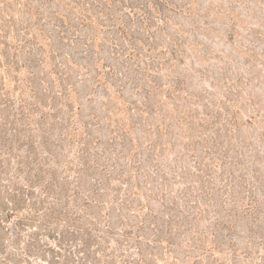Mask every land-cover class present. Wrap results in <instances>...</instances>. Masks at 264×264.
<instances>
[{
	"label": "rangeland",
	"instance_id": "rangeland-1",
	"mask_svg": "<svg viewBox=\"0 0 264 264\" xmlns=\"http://www.w3.org/2000/svg\"><path fill=\"white\" fill-rule=\"evenodd\" d=\"M4 22L0 264L60 240L70 264H264V0H0Z\"/></svg>",
	"mask_w": 264,
	"mask_h": 264
},
{
	"label": "trees",
	"instance_id": "trees-1",
	"mask_svg": "<svg viewBox=\"0 0 264 264\" xmlns=\"http://www.w3.org/2000/svg\"><path fill=\"white\" fill-rule=\"evenodd\" d=\"M11 20H12V18H11ZM0 25H2V27H4L6 24L4 22L3 24H0ZM1 29H3V28H1ZM1 31H3V30H1ZM4 36L7 37L9 40L12 39V38L10 39L9 32L4 31ZM2 90H3V88H0V100H1L0 104H2V105H0V109H2L4 106H12L14 104V100H12L13 97L10 95V93L3 94L2 93ZM21 101L24 102V104H21L20 105V109H21L20 114L25 115V112L27 110V107H28L27 105L28 104L25 103V99L24 100H21ZM8 116L9 117H7V119L10 122L13 121V120H10V118L12 116L11 115H8ZM21 117H23V116H21ZM233 178L231 179V176L228 178V180H229V182L231 184H233ZM47 189H48V192L47 193H42L39 197H37V198H40V202L43 203L47 207L46 209H48L49 207H52L51 206L52 205V202H48L49 201V193H51L50 191L52 190V188L51 187H49V188L47 187ZM249 190H250L249 198H250V201H251L249 205L252 206L253 205V201L255 199L254 198V195H253L254 194V189L252 187ZM43 196H45V198ZM56 198H58V197H56ZM46 202H48V204H46ZM251 206L249 208H252ZM9 209L12 211V214L9 215L8 218H12V215L15 213V211H17L18 208H15V207L14 208H5L4 210L6 211V210H9ZM68 242H69L68 240H66V241L60 240V244L62 245L61 250H64L65 253H61L59 255H56V256H54L53 259H49L48 264H58L60 260H62L63 262H65L64 264H70V261H69V258L70 257L67 255L68 245H69ZM82 242H83L84 246H87V248L89 249V246L91 244V240H83ZM99 243H101V242H99ZM11 246H12V243L7 244V246H5L3 248L0 246V255L7 262L10 259L8 257L9 256V254H8L9 252L7 251V247L10 248ZM17 252L21 256H24V258H27L29 260L28 262L34 261V264H39V263H42V261H45L46 260L44 258V256H41L42 254L40 253V249L37 248L36 245H34L33 243H31V244L28 243L27 245L18 248L17 249ZM92 258L93 259H96L94 256H92ZM55 260H57V261H55ZM125 262H126V260H125ZM94 263L95 264H99V261L97 260ZM130 263L131 264H138L137 262H133V263L130 262ZM78 264H90V262L83 263L80 260L78 262Z\"/></svg>",
	"mask_w": 264,
	"mask_h": 264
}]
</instances>
